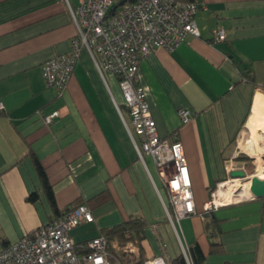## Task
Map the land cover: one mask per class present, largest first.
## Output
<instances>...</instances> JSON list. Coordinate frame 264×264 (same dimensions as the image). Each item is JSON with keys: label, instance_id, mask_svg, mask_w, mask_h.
I'll list each match as a JSON object with an SVG mask.
<instances>
[{"label": "crops", "instance_id": "crops-1", "mask_svg": "<svg viewBox=\"0 0 264 264\" xmlns=\"http://www.w3.org/2000/svg\"><path fill=\"white\" fill-rule=\"evenodd\" d=\"M200 1L199 35L171 51L154 49L139 66L158 135L177 133L182 142L198 212L217 184L244 170L252 156L241 133L248 142L264 132L245 131L256 103L264 113V0ZM218 28L225 32L220 41ZM75 34L63 0H0V249L81 199L94 221L70 230L77 243L139 216L146 223L145 259L169 261L196 241L202 264H264V196L238 197L204 218H168L166 189L150 157L145 165L138 156L118 110L129 119L121 89L109 82L117 77L103 78L86 49L62 94L46 85L42 63L69 52ZM247 71L254 82L242 74ZM180 109L189 110V121H181ZM55 110L59 116L46 125L42 115ZM210 241L222 249L209 252Z\"/></svg>", "mask_w": 264, "mask_h": 264}, {"label": "built area", "instance_id": "built-area-1", "mask_svg": "<svg viewBox=\"0 0 264 264\" xmlns=\"http://www.w3.org/2000/svg\"><path fill=\"white\" fill-rule=\"evenodd\" d=\"M76 27L71 50L56 55L41 65L46 85L62 94L73 73L79 52L85 48L104 78L115 75L127 107L129 119L124 125L136 152L145 163L148 155L165 187L169 205L168 218L172 221L198 214L209 215L222 202L218 189L210 192L202 212L196 210L188 161L177 133L172 139L160 137L150 113L147 92L139 83L141 60L157 48L173 50L188 35L198 36L196 13L203 2L184 0H78L74 6L63 0ZM217 41L225 38L223 29L215 31ZM2 103L0 102V108ZM183 123L190 120L188 109L178 110ZM59 111L43 114L47 125ZM239 178L233 177L230 179ZM228 179L227 181H229ZM234 191V190H233ZM91 209L85 204L68 209L63 215L25 233L16 241L0 249V264H110L106 238L99 234L85 243H77L70 230L83 222H93ZM116 250L138 255L135 242L123 246L113 243ZM187 250L183 254L188 264ZM163 255L145 259L143 264H167Z\"/></svg>", "mask_w": 264, "mask_h": 264}, {"label": "trees", "instance_id": "trees-1", "mask_svg": "<svg viewBox=\"0 0 264 264\" xmlns=\"http://www.w3.org/2000/svg\"><path fill=\"white\" fill-rule=\"evenodd\" d=\"M184 1L200 2V0H184ZM242 74L246 76V78L252 81L254 80L251 71L243 72ZM123 107L127 109L125 103L123 104ZM36 166L43 188L47 194V197L52 201L53 200L52 187L48 182L46 173L38 160H36ZM79 204H85L89 207L88 201H83L81 199H78L73 202L70 208ZM145 227H146V223L141 217L130 216L128 219L122 221L121 223L116 224L109 228H105L101 231V234L106 238V242H107L106 248L109 254L110 264H143L144 263L145 258L143 257V251L140 245V241L144 238ZM211 233L213 236V234H215V231L214 232L212 231ZM115 242L120 246H123L127 242H135L138 247V255H133L131 253H125L121 250H116L113 246V243ZM221 249H222V245L220 242L210 241L209 252L213 253L220 251ZM187 255L190 264H202V262L205 259V254L202 252L196 241H194L188 246ZM167 264H188V263L186 261L184 254L180 253L171 260H169Z\"/></svg>", "mask_w": 264, "mask_h": 264}, {"label": "rangeland", "instance_id": "rangeland-1", "mask_svg": "<svg viewBox=\"0 0 264 264\" xmlns=\"http://www.w3.org/2000/svg\"><path fill=\"white\" fill-rule=\"evenodd\" d=\"M82 49L80 50L79 53H81ZM79 56H80V58H82V53L79 54ZM109 82L111 83L113 88L116 90V92L120 91V86H119V82L117 79L113 78L111 81L109 78ZM261 129L264 130V127H262ZM239 138L240 139L244 138L245 146L242 148H244L248 152V154H250L252 156L248 155L247 156L248 158L245 159L247 161V163L243 169H244L245 175L247 177L246 176L245 177H239L238 182L240 183V185L234 187V191H232L233 196L234 195L237 196L241 192L243 186L250 181V178H251L250 175L255 174L257 172V166H260L262 163H264V132L261 133V130L256 131L255 135L253 137H251L248 142H246V139L248 138V136H243L242 133H241V136ZM255 152H258L260 155V158H257V160L253 154ZM236 198H238V197H236ZM221 199H223L225 201H229L228 197L225 198L224 195H222Z\"/></svg>", "mask_w": 264, "mask_h": 264}, {"label": "bare ground", "instance_id": "bare-ground-1", "mask_svg": "<svg viewBox=\"0 0 264 264\" xmlns=\"http://www.w3.org/2000/svg\"><path fill=\"white\" fill-rule=\"evenodd\" d=\"M260 108L261 107H259L257 103L254 105V107L252 109L253 114L245 126V131L250 136H253L256 129H258L260 127H264V113H261ZM252 176H258L260 178H264V163H262L260 166H257V172L255 174H252L250 177H252ZM238 180H239V178H235V179H230L229 181L224 182L221 185V187L218 189V192H217L218 195L219 196L224 195L225 198L228 197L229 201L236 199V197H241V196L243 197V196L250 195L249 182L243 186L241 192L237 196L232 195V191L234 190V187L240 185ZM217 201L218 202L220 201L222 203L229 202V201H225V200L221 199V197L219 199H217Z\"/></svg>", "mask_w": 264, "mask_h": 264}, {"label": "water", "instance_id": "water-1", "mask_svg": "<svg viewBox=\"0 0 264 264\" xmlns=\"http://www.w3.org/2000/svg\"><path fill=\"white\" fill-rule=\"evenodd\" d=\"M124 0H122L120 3H123ZM233 177H245L244 170H234L232 171ZM247 177V176H246ZM249 191H250V197H260L264 196V178H260L258 176H252L249 181Z\"/></svg>", "mask_w": 264, "mask_h": 264}]
</instances>
